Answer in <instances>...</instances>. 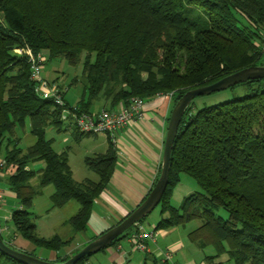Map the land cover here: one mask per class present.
Masks as SVG:
<instances>
[{
  "label": "trees",
  "instance_id": "16d2710c",
  "mask_svg": "<svg viewBox=\"0 0 264 264\" xmlns=\"http://www.w3.org/2000/svg\"><path fill=\"white\" fill-rule=\"evenodd\" d=\"M184 1L188 7L202 8L204 17H190L183 0H0V157L6 160L9 188L20 204L12 213V224L36 247L58 251L73 240L38 235L30 208L42 187L54 186L52 207L78 203L66 223L75 233L83 232L93 202L108 185L116 153L109 137L107 151L85 157L99 179H73L67 150L56 152L53 140L45 136L47 127L67 131L61 109L35 93L26 56L14 50L47 51L73 66L88 54L82 61L86 85L76 103L82 112H91L97 101L114 110L132 97L145 101L168 93L175 104L190 89L259 65L264 55V0ZM243 83L255 86L242 97L186 109L174 139L155 229L198 221L187 234L199 248L213 247L215 257L227 253L234 264H264V78ZM26 122L34 141L23 148L17 129ZM72 132L76 140L90 135ZM40 161V170L29 167ZM181 174L200 189L173 206ZM35 175L37 187L31 184ZM216 208L228 216L218 215ZM90 256L75 264H91ZM0 264L24 263L0 251ZM153 264L166 262L154 258Z\"/></svg>",
  "mask_w": 264,
  "mask_h": 264
},
{
  "label": "crops",
  "instance_id": "0c3cea01",
  "mask_svg": "<svg viewBox=\"0 0 264 264\" xmlns=\"http://www.w3.org/2000/svg\"><path fill=\"white\" fill-rule=\"evenodd\" d=\"M173 106V98L168 94L156 95L149 98L144 101L142 116L139 120L131 126L116 132L114 140H111L116 153L115 166L107 187L93 202L86 230L75 233L72 227V230L71 228H66L68 234L72 233L69 237L73 238L72 242L58 251L49 249V256L46 257V260L57 261L58 257L69 255L75 249L79 250L95 236H98L121 221L144 200L160 174L164 141ZM103 107L104 102L100 101L94 105L95 109L91 106L90 110L97 112L103 109ZM120 107L121 105L115 107V109ZM72 135L74 139V132H72ZM104 135L106 139L105 151H107L109 148V136ZM33 141V139H30L29 142L33 143ZM43 165V162L40 161L33 163L29 167L34 169L36 166L37 169L34 170H40L43 168ZM178 184L174 188L172 197L175 196ZM43 188L45 187H42L41 194L43 193ZM54 190L50 192V196ZM0 192L1 235L6 237V239L3 238L10 246L15 245L17 246L16 249L22 248V251L28 252L26 250L33 249L35 245L19 235L12 224V213L20 208V204L15 193L9 188L8 173L6 171L0 173ZM33 200L35 201V199ZM66 204L61 207H52V204H50L46 209V213L53 211L55 208L60 209ZM31 212L34 218L36 216L35 211L32 210ZM41 214L38 216H41ZM160 217L161 215L154 217L152 220V229H154L153 231L156 236L154 241L147 242V252H140L141 255H139L130 242L126 238H123L116 245L108 246L104 251L98 252L100 256L96 257L95 260L98 262L96 264H153L154 258L162 259L163 254L167 251L172 254V259L178 264H209V261L206 259L209 254H205L202 250L200 252L195 243L193 245L187 239H184L178 230V226L156 230L155 227ZM67 219H61V224H68L66 223ZM35 225L38 230L37 223ZM55 235L61 237L58 233H55L53 236ZM43 237L46 238V236ZM90 263L93 264L92 262ZM217 264L223 263L219 260Z\"/></svg>",
  "mask_w": 264,
  "mask_h": 264
},
{
  "label": "rangeland",
  "instance_id": "374dc122",
  "mask_svg": "<svg viewBox=\"0 0 264 264\" xmlns=\"http://www.w3.org/2000/svg\"><path fill=\"white\" fill-rule=\"evenodd\" d=\"M184 9L187 10L188 15L190 17H195L196 15H202L204 17L205 11L202 8L196 6H187L185 1L183 0ZM45 57V63L41 70V75L48 81L56 83L64 92L65 99L67 103L72 106L75 105L82 97L84 87L86 85V81L84 76L82 75V61L88 54L83 53L81 56V61L76 65H70L65 58L61 57H51L48 55L47 51H41ZM91 61H94V53L89 57ZM264 55L261 56L259 60V65H264ZM143 78L146 77V74L142 75ZM255 85H250L248 83H239L229 88L221 89L218 91H214L208 94H204L201 96H197L193 99L191 103V107L193 111H196L200 108L214 105L226 100H230L237 97H242L247 94L251 87ZM172 93H168L171 96ZM172 97V96H171ZM97 102H94L92 108ZM95 109V108H94ZM64 127V126H63ZM17 136L20 137V146L26 148L30 145V139H33V136L29 132V123L26 122V125L23 128L17 129ZM46 138H50L53 140V149L57 152H61L63 150H67L68 153V162L72 167V177L75 181H82L84 179H91V180H98V175L89 167H87L85 163V157L94 155L97 152H104L106 149V139L103 133L97 134H90L87 136L81 137L79 140L73 139L72 130H57L53 127H47L45 132ZM67 139V140H65ZM34 169H37L35 166ZM5 171V170H3ZM31 184L34 187L38 186V176L35 175L32 180ZM47 186V187H46ZM43 188V193L37 194L34 199L35 201L32 204V208L30 211H35L36 216L33 218L34 222L37 223V233L40 236H46V238L52 237L55 233H58L62 238H69L72 233L68 234L66 228L69 229L71 226L69 224H61V219H67L78 209V203L76 201L71 200L67 203L64 207L60 209H54L49 213H46V209L51 204L50 199V192L54 190L52 184L46 185ZM200 188L191 177L186 174H181L180 182L176 189L175 196L172 197V205L179 206L183 197L186 195L198 191ZM161 208L160 206H156L144 219H142V224L149 230L150 232L153 231V218L159 217ZM215 212L226 218L228 216L227 212L223 208H216ZM41 216H38L40 215ZM46 213V214H45ZM45 214V215H44ZM161 218V217H160ZM160 220V219H159ZM198 225V221H189L184 226H178V230L180 234L183 235L184 239H187L188 242H193L188 237V231L193 229L195 226ZM72 230V228H71ZM1 233V232H0ZM2 236V235H1ZM6 239V237L3 235ZM3 238L4 241H6ZM126 238V237H125ZM123 240V239H122ZM90 242V241H89ZM6 244H8L6 242ZM9 245V244H8ZM86 245V244H85ZM194 245V244H193ZM10 246V245H9ZM16 247L15 245H12ZM11 246V247H12ZM196 246V245H195ZM19 247V246H18ZM197 247V246H196ZM21 249L22 248H18ZM17 249V250H18ZM27 249V248H23ZM197 249L201 252V250L205 254H209L210 262L212 264L219 263V260L222 261L223 264H234L233 261L229 258L227 253L222 254L220 256L215 257V249L213 247H205L203 249L197 247ZM75 249L69 256H72ZM80 250V249H79ZM25 253H29L35 257L41 258L46 260V257L49 256V249L42 248V247H33V249H27ZM24 252V251H22ZM139 255L140 252L136 251ZM97 256H100V253H95L90 256L89 261L93 264L98 263L95 259ZM174 260V259H172ZM227 262V263H226ZM229 262V263H228Z\"/></svg>",
  "mask_w": 264,
  "mask_h": 264
},
{
  "label": "water",
  "instance_id": "95a60500",
  "mask_svg": "<svg viewBox=\"0 0 264 264\" xmlns=\"http://www.w3.org/2000/svg\"><path fill=\"white\" fill-rule=\"evenodd\" d=\"M264 78V65L250 66L228 74L215 82L186 91L174 104L171 111L160 165V174L154 186L144 200L126 217L103 233L93 238L79 251L65 261H50L35 257L29 253L17 250L3 240L0 233V251L24 264H75L81 258L100 252L107 248L122 233L144 219L160 202L168 182V173L171 163V152L174 139L181 119L193 99L221 89L229 88L249 80Z\"/></svg>",
  "mask_w": 264,
  "mask_h": 264
},
{
  "label": "built area",
  "instance_id": "2783aa9c",
  "mask_svg": "<svg viewBox=\"0 0 264 264\" xmlns=\"http://www.w3.org/2000/svg\"><path fill=\"white\" fill-rule=\"evenodd\" d=\"M261 48L264 50V38H262ZM14 52L26 56L35 93L41 98L51 99L60 107V119L67 130L75 129L81 134L103 133L114 140V135L118 130L131 126L142 116L144 100L138 97H132L130 102L114 110L103 108L97 112L79 111L76 105L70 106L66 102L63 90L56 83L46 80L41 75L46 57L41 51L34 53L30 48L25 47L16 48ZM5 167L6 160L0 157V173L5 170ZM155 236L154 231L146 230L142 223L137 222L126 239L134 249L147 252V242L154 241ZM161 261L166 264H178L172 260V254L169 251L163 254Z\"/></svg>",
  "mask_w": 264,
  "mask_h": 264
}]
</instances>
